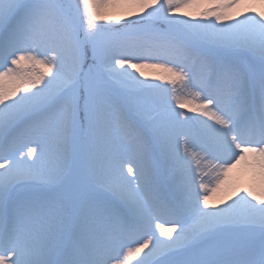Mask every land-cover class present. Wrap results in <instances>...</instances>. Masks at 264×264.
<instances>
[{
  "label": "snow or ice",
  "instance_id": "1",
  "mask_svg": "<svg viewBox=\"0 0 264 264\" xmlns=\"http://www.w3.org/2000/svg\"><path fill=\"white\" fill-rule=\"evenodd\" d=\"M0 264H264V0H0Z\"/></svg>",
  "mask_w": 264,
  "mask_h": 264
},
{
  "label": "rangeland",
  "instance_id": "2",
  "mask_svg": "<svg viewBox=\"0 0 264 264\" xmlns=\"http://www.w3.org/2000/svg\"><path fill=\"white\" fill-rule=\"evenodd\" d=\"M120 23H123V21H121ZM134 62H139V61H134ZM154 61H148V63H153ZM142 71H144L147 76H148V80L149 82H157L158 81H152L151 80V77L154 76V75H159V74H162L159 72V70L157 69H150V68H145V69H142ZM138 75V74H137ZM141 79H144L143 77H139ZM177 94H186L185 90L184 89H181L179 87H177ZM168 96H169V99H171V96H172V93H171V89H170V86H169V93H168ZM175 106V105H174ZM187 109V108H186ZM177 111H184L185 112V108L184 109H179L177 108L176 109ZM188 115V114H187ZM190 116V115H188ZM197 129V126L193 123V130L195 131ZM201 168L204 170V171H209V169H207L205 167L204 164H201ZM232 174V173H230ZM237 177H238V180H237V187H245L247 186V178L245 176H242L238 171H237ZM240 177H243V184L240 183L241 180H240ZM205 181L209 183V186H211L212 184L215 183L214 179H213V176L212 175H208V176H205L204 177ZM239 182V183H238ZM236 186V185H235ZM215 194H218V195H224L226 194L225 190L222 188L220 191L216 192ZM209 205H210V201H209ZM165 227H168L169 225H164ZM133 247L136 246L135 244L132 245Z\"/></svg>",
  "mask_w": 264,
  "mask_h": 264
},
{
  "label": "bare ground",
  "instance_id": "3",
  "mask_svg": "<svg viewBox=\"0 0 264 264\" xmlns=\"http://www.w3.org/2000/svg\"><path fill=\"white\" fill-rule=\"evenodd\" d=\"M257 7H258V6H257ZM258 10H260L259 7H258ZM185 113L188 114V115H190V116L194 115V113L188 112V109H186V108H185ZM194 167H195V165H193V168H194ZM237 171L239 172L238 169H234L233 172H232V174H230V176H232V177H237V176H238V175H237ZM240 180H241L240 183L243 184V177H240ZM238 183H239V182H238ZM235 185H236V187H237V182H236ZM232 198L234 199L235 196H233ZM209 201H210V205H209V207H212V206H217V207H219V206H223L222 202H230V200H228L226 194L220 196V195L215 194V193L211 195V198H210Z\"/></svg>",
  "mask_w": 264,
  "mask_h": 264
}]
</instances>
